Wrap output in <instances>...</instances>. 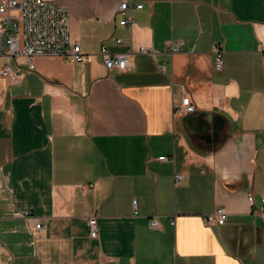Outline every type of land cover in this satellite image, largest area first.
<instances>
[{
    "label": "crops",
    "instance_id": "0c3cea01",
    "mask_svg": "<svg viewBox=\"0 0 264 264\" xmlns=\"http://www.w3.org/2000/svg\"><path fill=\"white\" fill-rule=\"evenodd\" d=\"M53 1L89 57L0 75V264H264V0H132L131 25L123 0ZM102 44L132 65L109 72Z\"/></svg>",
    "mask_w": 264,
    "mask_h": 264
},
{
    "label": "built area",
    "instance_id": "2783aa9c",
    "mask_svg": "<svg viewBox=\"0 0 264 264\" xmlns=\"http://www.w3.org/2000/svg\"><path fill=\"white\" fill-rule=\"evenodd\" d=\"M141 2L123 0L117 6V12L121 14L120 23L131 25V15L134 7L141 8ZM116 43H121L120 37L113 38ZM183 40L178 39L169 46L171 53L181 50ZM140 51H149L141 46ZM0 52L10 60L0 68V75L11 83H19L22 72H30L34 69L33 58L37 55H58L66 60H75L83 63L88 60L89 55L85 53L81 45L73 41L70 33V13L66 6L57 4L53 0H0ZM215 68L220 70L224 65V49L220 43L214 44ZM103 65L109 71H124L132 65L130 51H111L106 44L100 47ZM14 61V65L12 61ZM264 60V53H263ZM26 66V67H24ZM163 69V65H159ZM177 111L188 115L196 110V105L190 96H183L180 104L176 106ZM166 160L167 157H159ZM176 180L181 179V174H175ZM249 200L253 202V194L248 193ZM264 204V193L261 194ZM13 215L35 219V228L43 229L42 222L32 215L30 210L14 209ZM228 212L225 207L220 206L212 212L203 216L204 221L209 224L222 225L227 221ZM174 221L172 220V223ZM151 227L160 225L157 216L149 220ZM89 235L98 237L99 228L96 215L89 218Z\"/></svg>",
    "mask_w": 264,
    "mask_h": 264
},
{
    "label": "water",
    "instance_id": "95a60500",
    "mask_svg": "<svg viewBox=\"0 0 264 264\" xmlns=\"http://www.w3.org/2000/svg\"><path fill=\"white\" fill-rule=\"evenodd\" d=\"M215 121H214V126H213V137L214 139L217 138L218 132L222 127V122L221 120H218L216 117H214Z\"/></svg>",
    "mask_w": 264,
    "mask_h": 264
}]
</instances>
